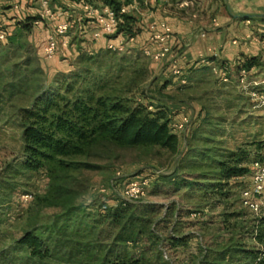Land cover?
<instances>
[{"label": "trees", "instance_id": "1", "mask_svg": "<svg viewBox=\"0 0 264 264\" xmlns=\"http://www.w3.org/2000/svg\"><path fill=\"white\" fill-rule=\"evenodd\" d=\"M80 1L92 8L97 4L106 6L118 19L114 31L103 35L106 39L121 36L128 40L138 34V14L120 9L131 4L141 7L143 0ZM37 20L38 15L24 16L17 22L19 32L28 31ZM3 31L4 45L12 44L15 35ZM72 51L75 54L70 68L55 72L48 83L23 79L11 67L0 76V103H11L14 97L24 99L21 105H10L9 114L19 128V156L1 170L0 208L17 193V180L27 181L41 172L45 191L29 199L27 212L57 210L48 222H34L12 240V253H22L20 260L32 264H174L165 248L185 247L192 234H178L171 227L162 236L159 227L168 223V207L118 200L97 204V211L91 210L92 205L87 210L76 203L82 186L71 174L98 169L95 164L75 161L94 155L95 148H153L175 155L179 140L172 120L176 114L146 93L142 84L147 68L139 57L108 47L86 50L77 45ZM257 65L255 57L246 56L236 69ZM216 66L223 68L222 63ZM37 70L42 72V67ZM189 74L164 78L155 91L161 92L170 84L180 89L190 80ZM215 81L223 83L218 77ZM224 123L223 117L210 115L207 110L189 133L187 144L193 141L195 146L185 147L177 157L176 170L162 178L172 181L175 191L184 188L201 193L207 203H222L230 189L229 181L236 185L243 177L249 180L250 165L263 161L264 140L256 139L261 133L229 148L221 139ZM162 209L164 212L157 217ZM245 212H234L229 217L245 220ZM252 220L256 221V230L264 229V217ZM102 225L105 229L99 227ZM255 238L257 250L246 248L239 238H229L219 246H200L194 257L179 264H264L262 237ZM0 263L10 264L3 256Z\"/></svg>", "mask_w": 264, "mask_h": 264}, {"label": "rangeland", "instance_id": "2", "mask_svg": "<svg viewBox=\"0 0 264 264\" xmlns=\"http://www.w3.org/2000/svg\"><path fill=\"white\" fill-rule=\"evenodd\" d=\"M63 1L56 0L53 3V0H48L50 11L57 12L65 9V5V8L58 6ZM75 2L81 4L80 0H75ZM96 6L98 8L99 4ZM81 14H83L82 11ZM52 16L55 17V15ZM63 17L68 24L69 22L72 24L73 16L70 17L66 14ZM46 18L45 22L37 28L29 29L26 32H17L12 39V44L4 45L5 40L1 42L0 76L5 74L4 69L11 67L23 79L32 82L38 79L48 83L55 72L70 68L73 59L71 52L78 44L77 36L72 38V34H67L70 42L63 44L60 35L54 31V19ZM49 35H52L56 41V50L51 57H46L43 53V47ZM120 51L125 55L137 56L141 59L142 64L147 68V76L142 84L146 93L167 105L173 113L178 114L177 117H186L187 123L183 124L180 131L176 129L174 132L179 140L175 155H169L153 148L119 149L103 147L95 148L92 156L76 158V162L98 166L96 170H79L71 174L82 186L76 203L83 205L85 209H91L90 206L92 205L91 210L97 211V204L108 205L120 199L121 188L108 186V182L114 178L115 174H118L121 180L144 175L151 178V183L140 201L169 208L166 209L167 216H170L167 220L168 223L159 227V231L162 230V236H165L171 227L176 228L178 234H192L185 247L172 250L165 248L166 254L174 264H179L183 260H190L191 257L195 256L193 253L196 254V250L200 246L206 248L219 246L229 238L232 240L239 238L246 248L259 249L255 237H263L264 229L262 231L256 230V221L252 220L254 217L243 211L238 204L240 190L248 185L249 180L247 178L238 179L236 185L230 180V189L222 203H214L209 200L207 203L202 199L201 193H190L184 188L175 191L172 181L168 183L162 178L176 170L177 157L185 147L195 146L196 142L193 141L187 144L189 133L199 123L201 116L207 110L210 115L221 116L225 120L227 126L221 139H224L226 147L232 148L238 143L251 141L257 133H261V135L256 139L264 140V105L251 109L250 103L252 102L245 93L240 96L239 102L235 103L233 99L235 90L230 92V97L219 90H213L212 82L206 79V75L201 82L185 81L182 82L183 87L180 89H176L170 84L163 91L157 92L155 90L161 80L174 74H164L154 70L150 66L151 60L144 56L138 47L128 45ZM38 66L42 67V72L36 71ZM259 84L255 87L263 93L264 97V83ZM225 91L228 90L225 89ZM217 93H222L224 96H215ZM23 103L24 99L19 97L12 98L11 103H0V173L7 163L16 160L19 156V128L9 111L11 104L16 106ZM234 103L235 106L232 109L226 106ZM237 107L239 108L238 111L236 110ZM212 108L218 109L216 114L211 110ZM261 154L263 161L260 164L264 166V146ZM16 182L19 185L17 193L0 208V256H3L4 260L9 261L10 264H32L20 260L22 253H12L10 243L34 222L38 224L48 222L57 210L44 209L29 215L26 209L29 200L21 199L23 195L33 197L41 195L45 191L46 181L43 173L37 172L32 174L27 181L17 180ZM101 188L104 189L103 192L100 191ZM238 211L247 214L244 213L245 220H235L229 217V214ZM163 212L162 209L157 217ZM99 227L105 229L104 225Z\"/></svg>", "mask_w": 264, "mask_h": 264}, {"label": "crops", "instance_id": "3", "mask_svg": "<svg viewBox=\"0 0 264 264\" xmlns=\"http://www.w3.org/2000/svg\"><path fill=\"white\" fill-rule=\"evenodd\" d=\"M47 6L49 8L48 0ZM58 6L65 9L52 11V15H55L50 17L54 19L53 24L64 21L63 16L66 14L74 17L71 20L73 25L69 22L67 33L59 36L63 44L70 42L67 34H72V38L77 36V45L86 50H97L108 45L120 49L130 45L141 49L150 44L149 25L164 22L171 30L167 41L170 51L162 60L151 61L150 66L154 70L165 74L177 69V75L190 73L189 81L197 82L203 81L206 75V79L212 82L213 90H219L228 97L235 90L233 99L237 103L245 92L239 86V70L236 67L243 57L248 56L255 57L258 65L243 69L247 79L262 82L259 85L264 83V0H143L141 7L134 4L130 8L138 14L140 30L128 40L121 36L112 39H106L103 35L93 37L98 26L91 17L85 15L82 4L75 0H64ZM94 9L99 10L100 7ZM40 13V0H0V29L14 36L20 30L17 24L20 19L24 16H39ZM46 19L39 16V20L33 22L30 29L37 28ZM71 53L73 57L75 53ZM220 63L228 77L227 82H216L217 76L211 73L210 67ZM222 93L215 96H224ZM235 103L226 106L232 109ZM250 108L256 107L250 103ZM211 110L216 114L218 109ZM177 116L172 121H178ZM226 126L225 122L223 127Z\"/></svg>", "mask_w": 264, "mask_h": 264}, {"label": "built area", "instance_id": "4", "mask_svg": "<svg viewBox=\"0 0 264 264\" xmlns=\"http://www.w3.org/2000/svg\"><path fill=\"white\" fill-rule=\"evenodd\" d=\"M134 4H131L120 9L121 12H126L132 8ZM41 13L39 16L52 17V12L47 6V0H40ZM82 8L87 17H91L98 29L92 34L93 37L100 35L111 34L118 22L113 12L106 6H101L99 10H96L87 4H82ZM69 28V24L64 20L55 25L54 31L57 35H65ZM170 27L164 23H152L149 25V41L150 44L147 47H143L141 52L144 56L149 58L153 62H157L165 58L170 48L167 44L170 38ZM6 37L5 32L0 29V42L4 41ZM108 48L120 50V48L108 45ZM56 50V41L52 35L47 36L45 45L43 47V53L46 57H51ZM210 70L216 75L222 82H227V76L223 69L218 66H211ZM172 74L177 75L179 71L172 69ZM183 82V81H181ZM238 83L242 90L248 95L252 102L253 107L264 105V97L254 87L259 82L248 80L246 72L243 69L238 71ZM262 83V82H260ZM187 123L186 117H181L180 120L174 123V129L180 131L183 124ZM251 176L248 181V185L240 190L238 195V204L248 214L254 218L264 217V166L258 162H254L250 165ZM150 177H132L125 180H121L118 174H115L114 178L108 182L109 187L119 186L121 188V196L119 200L126 202H136L141 200L149 188L151 183ZM104 191L103 188L100 189ZM31 198L30 195H23L21 199L27 201ZM261 244L264 245V236L262 237ZM163 259L166 260V255L163 254Z\"/></svg>", "mask_w": 264, "mask_h": 264}]
</instances>
